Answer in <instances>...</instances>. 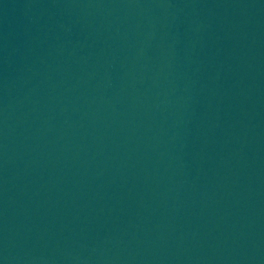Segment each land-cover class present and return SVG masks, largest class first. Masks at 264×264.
Returning a JSON list of instances; mask_svg holds the SVG:
<instances>
[{"label":"water","instance_id":"water-1","mask_svg":"<svg viewBox=\"0 0 264 264\" xmlns=\"http://www.w3.org/2000/svg\"><path fill=\"white\" fill-rule=\"evenodd\" d=\"M0 264H264V0H0Z\"/></svg>","mask_w":264,"mask_h":264}]
</instances>
